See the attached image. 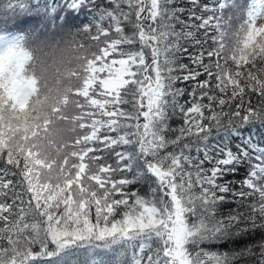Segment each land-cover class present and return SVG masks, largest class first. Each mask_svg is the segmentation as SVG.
<instances>
[{"label":"snow or ice","instance_id":"snow-or-ice-1","mask_svg":"<svg viewBox=\"0 0 264 264\" xmlns=\"http://www.w3.org/2000/svg\"><path fill=\"white\" fill-rule=\"evenodd\" d=\"M184 3L0 5L12 14L0 22V264H240L256 247L264 264V239L216 248L264 230V144L253 138L264 127V0ZM70 12L87 13L74 34L93 42L75 46L95 50L61 95L36 74L27 37L63 24L17 29ZM146 180L147 195L129 190Z\"/></svg>","mask_w":264,"mask_h":264},{"label":"trees","instance_id":"trees-1","mask_svg":"<svg viewBox=\"0 0 264 264\" xmlns=\"http://www.w3.org/2000/svg\"><path fill=\"white\" fill-rule=\"evenodd\" d=\"M204 3H209L210 0H202ZM6 3V0H0V5H3ZM99 3L104 4L105 0H99ZM186 7H191L190 4L187 3V0H185L184 5ZM110 7V5H109ZM4 14V15H3ZM11 13L7 12H0V16H3L0 18V22L9 20L11 18ZM186 18V17H185ZM89 18L87 16V13L81 12V13H68V20L67 22H57L56 24H53L50 20L46 19L43 16H35L30 19V23H27L25 25L19 26L17 30H24L28 31L31 29H37V30H49V31H59L61 29V24H63V31L64 33L61 35H53V34H29L27 37V44L29 47H32L33 50H36L39 46L40 49H43L42 46H47L50 43H53V41L57 42L58 45L61 44H77L79 40H83L86 44L93 43L91 40L87 39L86 34L80 31L78 34H74L77 32V29L81 28L83 24L88 23ZM94 31V30H93ZM126 31H131L130 28H126ZM203 31V30H201ZM231 38H227L225 40V44L227 45L224 48V54L227 55L230 51L228 46L230 45ZM53 40V41H52ZM38 43V46H37ZM47 44V45H46ZM209 46H212V41L209 40L207 44L204 45L205 48H208ZM232 47V46H231ZM230 47V48H231ZM48 50V49H45ZM95 50V49H93ZM189 51H196V49H189ZM207 58L205 59V63H207ZM182 63H189L187 59H183ZM221 63L223 61L221 60ZM215 70V69H213ZM199 79L204 80L206 79V76L202 75L199 77ZM191 82H189L190 85ZM212 83L215 84V78H213ZM180 87H187L188 85H185L183 83L179 84ZM215 90V89H214ZM183 99H188L187 96H185ZM252 104L257 105L258 104V97L253 95L252 96ZM182 125V119L179 115H177L175 118L171 121V126L173 128H179ZM247 134V132H246ZM174 135V133L170 134ZM253 138L258 139L262 144H264V127H262L259 123H257L254 126L253 129ZM235 144V142H234ZM114 162V160H113ZM2 163V162H0ZM245 175V169L241 168L240 173L238 176H228L225 179L232 180V181H238ZM154 186L151 184V181L146 180L142 183H137L135 185H131L129 190L131 191H137L142 195H147L149 191V187ZM236 204H229V205H222L221 211L223 214H227L228 211L233 210L236 208ZM264 239V230H256L254 233H252L250 236H245L233 243L225 244L223 246H216L220 251H232L233 249L239 251L241 248H245L249 245L258 246L260 241ZM215 250V249H213ZM75 252H82L84 249L82 248H76L74 249ZM259 257V248H255V255H253L250 258H245L243 261L240 262V264H257V259ZM38 264H49L48 258H40L38 260Z\"/></svg>","mask_w":264,"mask_h":264},{"label":"clouds","instance_id":"clouds-1","mask_svg":"<svg viewBox=\"0 0 264 264\" xmlns=\"http://www.w3.org/2000/svg\"><path fill=\"white\" fill-rule=\"evenodd\" d=\"M93 54L92 49H80L70 43L54 46L52 50L37 48L34 50L36 74L48 80L52 87H59L63 95L68 89L78 86V76L70 74L76 72L79 75L85 67V58Z\"/></svg>","mask_w":264,"mask_h":264},{"label":"rangeland","instance_id":"rangeland-1","mask_svg":"<svg viewBox=\"0 0 264 264\" xmlns=\"http://www.w3.org/2000/svg\"><path fill=\"white\" fill-rule=\"evenodd\" d=\"M3 15H4V14H3ZM1 17H3V16H0V18H1ZM52 41H53V40H52ZM229 41H230V45L228 46V48H229V50H231L230 47L232 46V40L230 39ZM46 45H47V44H46ZM57 45H58L57 42L53 41V43L48 44V47H47V46H42V45H41V47L44 48V50H45V49L52 50V49L54 48V46H57ZM37 46H38V43H37ZM38 48H39V46H38ZM39 49H40V48H39Z\"/></svg>","mask_w":264,"mask_h":264}]
</instances>
